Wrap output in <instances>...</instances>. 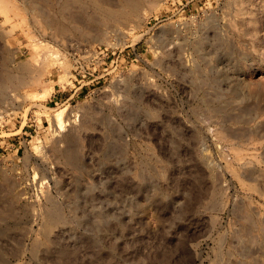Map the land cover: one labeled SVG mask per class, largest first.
<instances>
[{"label": "rangeland", "instance_id": "rangeland-1", "mask_svg": "<svg viewBox=\"0 0 264 264\" xmlns=\"http://www.w3.org/2000/svg\"><path fill=\"white\" fill-rule=\"evenodd\" d=\"M60 1L0 0V262L264 264V0Z\"/></svg>", "mask_w": 264, "mask_h": 264}, {"label": "bare ground", "instance_id": "bare-ground-1", "mask_svg": "<svg viewBox=\"0 0 264 264\" xmlns=\"http://www.w3.org/2000/svg\"><path fill=\"white\" fill-rule=\"evenodd\" d=\"M83 2V1H86V0H61L60 1V4H61V8L62 9H65V7H67L68 5H70V3L72 4L73 2ZM89 1V0H88ZM93 1V5H99V9L101 8L100 10V14H101V18H103L104 22L106 20H109V21H112L114 19L117 20L118 17H121V14L120 11H119V8L122 6L124 8H126L128 10V14L129 15H135L139 9H140V6L138 4L137 1L135 0H120V3L118 2V4H115L113 3L111 0H91ZM118 1V0H117ZM88 3V2H87ZM153 3V2H152ZM76 4V3H75ZM78 5V4H77ZM85 5V4H84ZM88 5V4H87ZM80 6V5H79ZM92 6V5H91ZM82 7V6H81ZM95 7V6H94ZM97 7V6H96ZM113 7V8H111ZM118 7V8H116ZM121 10V9H120ZM62 12H64V10H61ZM97 11V10H96ZM85 12V11H84ZM91 13V12H90ZM96 14V12H95ZM84 18L86 20H88L91 24L95 22L94 19H92L90 17V15H87L85 13V15H83ZM137 16V15H136ZM96 19V18H95ZM97 20V19H96ZM97 22V21H96ZM101 22V21H99ZM115 22V21H114ZM103 23V22H102ZM109 23V22H108ZM98 24V23H97ZM110 24V23H109ZM94 25V24H93ZM62 28V27H61ZM65 28V27H64ZM58 31V30H57ZM69 31V30H68ZM65 118V109H61V110H58L57 112H55L54 116H53V125H55L56 129H58L59 131H62L63 128L65 127V121L66 119L64 120ZM51 121V122H52ZM71 122V121H70ZM57 131V132H59ZM64 131V130H63ZM70 157V156H69ZM0 264H2V262H0Z\"/></svg>", "mask_w": 264, "mask_h": 264}, {"label": "crops", "instance_id": "crops-1", "mask_svg": "<svg viewBox=\"0 0 264 264\" xmlns=\"http://www.w3.org/2000/svg\"><path fill=\"white\" fill-rule=\"evenodd\" d=\"M58 96V95H57ZM55 99H57V97H55Z\"/></svg>", "mask_w": 264, "mask_h": 264}]
</instances>
